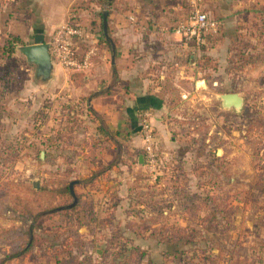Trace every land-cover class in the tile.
<instances>
[{"label":"rangeland","instance_id":"374dc122","mask_svg":"<svg viewBox=\"0 0 264 264\" xmlns=\"http://www.w3.org/2000/svg\"><path fill=\"white\" fill-rule=\"evenodd\" d=\"M50 1L0 0V49L19 38L11 54L0 50V258L7 250L3 243L24 242L31 235L29 254L6 264H116L110 246L124 241L126 255H132L133 245L140 251L131 264H264V0H246L231 23H220L217 32L205 36L203 46L187 42L184 73L155 77L168 100L166 118L179 123L171 131L179 141L177 152L169 157L163 154L168 147L155 145V172L144 160L143 172L128 171L137 185L129 181L108 190L113 193L99 206L87 208L86 199L76 215L48 213L33 223L30 216L50 206L71 208V196L59 192L73 180L87 183L98 164L93 154L84 156V145L106 149L109 143L103 146L94 136L97 124L104 129L102 116L73 91L86 83L82 76L93 64L75 73L70 86L60 87L52 72L63 66L55 62L50 43L54 30L71 20L98 38L97 57L106 40L102 12L116 0H58L69 2L67 9H55ZM37 33L49 44V79L18 50L33 43ZM89 44L80 43L79 51ZM225 91L244 97L239 112L220 106L216 96ZM178 102L182 106L173 113L171 105ZM123 160L137 163L136 154ZM35 180L39 189L32 185ZM12 225L26 235L14 232L11 240L4 239L2 230ZM176 229L178 239L170 242ZM55 248L62 250L58 261Z\"/></svg>","mask_w":264,"mask_h":264},{"label":"crops","instance_id":"0c3cea01","mask_svg":"<svg viewBox=\"0 0 264 264\" xmlns=\"http://www.w3.org/2000/svg\"><path fill=\"white\" fill-rule=\"evenodd\" d=\"M116 1L109 14L112 37V40L108 42L109 46L105 41L101 43L98 56L93 58V68L82 76L81 82L86 81V83L73 86L74 93L87 97L88 106L102 116L104 129L97 124L99 128L95 130L97 133L94 136L104 141L103 146L109 142L106 149L84 145L83 152L86 154L84 156L93 154L98 163L96 168H91L87 183L79 179L74 184L75 194L80 197V204L87 199V208L92 207V204L94 206L102 204L101 199L113 193L108 190L123 188L129 181L134 184L139 181H136L135 176L128 177V171L130 170L134 175L136 171L143 172L145 169L144 161L139 160L144 154L140 117L142 112L147 111L150 114L149 122L154 129L155 145L157 147L159 145L160 148L164 147L163 145L168 147V151L163 150L164 155L170 157L178 151L176 147H180L179 141L174 139L171 133L174 129H178L179 123L166 118L169 110L168 100H163V96L160 95L158 91L160 83L158 79L155 80V77L159 75L161 79L164 77V71L173 78L176 73H184L187 44L181 42L170 29L183 14L182 0ZM245 1L205 0L204 7L226 26L236 18L237 12L240 11L239 7L245 4ZM58 2V0L50 1L55 9L58 6L68 8L69 2L67 4ZM129 17L133 19L130 20ZM96 41L98 38H93L87 43L95 47L97 55ZM110 52L113 53L114 63H112V57L107 61ZM63 68L55 70L63 79L55 77V72H52V82L60 87L64 86V83L70 86L74 74L80 72L66 68L63 70ZM201 81L205 82V80H199L200 85ZM226 92L229 91L224 93ZM180 106L182 104L178 102V105H171L170 110L176 113ZM142 108L144 110H141ZM87 141L89 143V137ZM110 144L112 147L109 146ZM112 152L117 158L114 162L105 164V158L112 155ZM134 154H136L137 163L132 165L124 163V158L132 157ZM129 165H131L130 169ZM98 168L100 170H97ZM144 186L145 184L143 188Z\"/></svg>","mask_w":264,"mask_h":264},{"label":"built area","instance_id":"2783aa9c","mask_svg":"<svg viewBox=\"0 0 264 264\" xmlns=\"http://www.w3.org/2000/svg\"><path fill=\"white\" fill-rule=\"evenodd\" d=\"M186 15L175 23L172 32L181 42H194L200 44L205 36L217 32L218 21L206 11L205 0H185ZM130 20L133 17H129ZM94 37L77 23L69 20L60 24L53 32L50 49L55 62L66 69L75 72L86 71L91 67L96 49L90 46L87 51L80 52V43L88 42ZM49 45V44H48ZM149 113L142 112L141 135L144 142L143 160L150 171L157 170L156 148L154 142V129L149 122Z\"/></svg>","mask_w":264,"mask_h":264},{"label":"trees","instance_id":"16d2710c","mask_svg":"<svg viewBox=\"0 0 264 264\" xmlns=\"http://www.w3.org/2000/svg\"><path fill=\"white\" fill-rule=\"evenodd\" d=\"M181 7H182V10H183V14L181 15L180 18L184 17L186 15V12H187V5L185 3V0L181 1ZM111 8L106 10L107 11V17H109V14L111 13ZM208 14L210 16L214 17L211 13L208 12ZM179 19H177V20H179ZM215 19L218 21V29H219L221 22H220L219 19H217V18H215ZM177 20H176V22H177ZM175 23L171 26V28H170L171 30H173V27H174ZM101 26H102V21H101ZM104 36L106 38L105 42H109L110 41L109 38L106 37L105 34H104ZM18 41H19V38H17V37L14 38L11 41H6L2 45V47L0 49L1 53L7 54V55L11 54L13 52L14 45ZM205 42H206V39H204V41L201 42L200 45L203 46V44ZM141 110H144V109L142 108ZM71 113L73 114V112H71ZM63 187H64L63 188L64 190L62 192H59V194L62 195V196L63 195L71 196L70 191H69V183L65 184ZM71 198H72V196H71ZM79 198L80 197L78 196L77 203L74 206H72L71 208H65L64 209V208H61V206H50L48 208H45V210H43V211L35 212L34 215L30 216V218L28 220L33 222V223H36L38 218L40 216L44 215V214H48V213H54L55 214V213L64 212L66 210L72 211L76 215L77 214V210H78V208L80 206ZM22 219L24 220V217ZM26 221H27V219H26ZM126 230H130V227H128ZM14 232L16 233V236H20V237L22 236L23 237L24 235H26L25 231H20V227H15V226L12 225L11 227L2 230V234L5 235L4 239H6V240L10 239L11 240L13 238V235H15ZM171 232L172 233L169 236V240H170V242H173L174 240L178 239L177 236H178L179 231L176 229V230H171ZM33 242H34V240L31 239V241H30V238H29L27 241H24V242H21L20 239H17V240H14V241L12 239V241L11 242L9 241L7 244L3 243V245L7 246V250L4 251L3 256L0 258V264H6L8 261H11L13 259L26 256L27 254H29V252H30V250H31V248L33 246ZM126 245H127L126 241H124V242L118 243L116 246H110L114 250H116V252L113 253V256H112V259H111L113 263H116V264H131L132 256L135 255V253L136 254L140 253V251L138 250V247L133 245V247L130 248L131 251H132V255H129V254L126 255V252H127V249H128ZM55 251H58V252L54 253L55 255H54L53 258L55 259V261H58L59 260V256H60L59 254H61L62 250L61 249L57 250L55 248ZM56 255H58V256H56ZM120 257H122V258H120Z\"/></svg>","mask_w":264,"mask_h":264},{"label":"water","instance_id":"95a60500","mask_svg":"<svg viewBox=\"0 0 264 264\" xmlns=\"http://www.w3.org/2000/svg\"><path fill=\"white\" fill-rule=\"evenodd\" d=\"M102 27L103 32L108 37L107 34V11L104 10L102 12ZM112 49L114 52V46L112 45ZM18 50L25 56L26 60L30 64L36 65L37 73L45 77L46 79H49L51 77V67H52V61L51 56L49 53V45L47 42H45L44 35L41 33H37L34 36L33 43L31 44H25L18 47ZM114 57H112V63H114ZM201 85L205 86V82L201 81ZM217 99L220 101V105L224 109H233L235 112H239L244 104L243 97L237 93V92H226L218 94ZM43 152H41L40 156H42ZM141 162H143V155L140 156L139 159ZM77 181L73 180L69 183V191L72 196V203L68 207L74 206L77 201L78 197L74 192L73 186ZM33 187L36 189H39V182L37 180L33 181ZM32 228V225L30 226V230ZM32 239V236L30 235V241Z\"/></svg>","mask_w":264,"mask_h":264}]
</instances>
